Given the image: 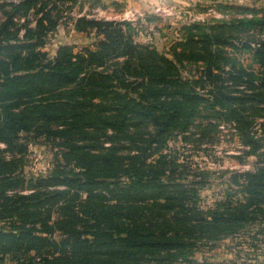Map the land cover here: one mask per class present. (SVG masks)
Masks as SVG:
<instances>
[{
  "label": "trees",
  "instance_id": "trees-1",
  "mask_svg": "<svg viewBox=\"0 0 264 264\" xmlns=\"http://www.w3.org/2000/svg\"><path fill=\"white\" fill-rule=\"evenodd\" d=\"M69 3L76 0H0V263L194 264L205 245L257 238L264 7H233L242 16L234 28L259 37L251 43L229 38L234 23H193L169 51L137 42L131 22L73 17L74 30L95 42L62 45L50 58L48 37ZM212 116L236 124L260 166L233 172L224 199L204 208L202 173L170 143H187ZM205 124L202 142L217 128ZM32 142L54 151L47 175L25 171Z\"/></svg>",
  "mask_w": 264,
  "mask_h": 264
},
{
  "label": "rangeland",
  "instance_id": "rangeland-1",
  "mask_svg": "<svg viewBox=\"0 0 264 264\" xmlns=\"http://www.w3.org/2000/svg\"><path fill=\"white\" fill-rule=\"evenodd\" d=\"M259 6L264 7V0H183L180 7H175L171 12L144 14L142 16L127 14V4L114 0H76L74 6L68 4L65 9L64 19L58 30L49 35L45 51L53 58L62 45L74 46L77 50L90 46L95 42L94 34L86 36L74 30L73 17L87 16L89 19L108 21H128L133 24L136 32L135 40L140 43L155 45L160 51H169L172 43L181 39V31L184 24L199 23L203 25H221L234 23L229 27L228 35L235 45L241 47L243 42L251 43L259 39L256 33L237 29L236 21L242 18L233 7L235 6ZM33 12V11H32ZM30 19H33L31 16ZM5 20L0 13V25ZM241 60L247 63L249 56L238 50L233 51ZM232 52V53H233ZM231 53V52H230ZM195 69L188 68L184 73L194 75ZM213 122L217 125L208 137L202 142L200 130L205 123ZM253 125L259 136L263 137L264 131L260 123L263 120L256 119ZM201 127H194L191 140L181 142V137L175 136L170 147L176 150L181 159L187 162L189 167L202 173L197 181L201 186V205L213 207L218 201L223 200L225 191L230 185V177L233 172L253 171L260 166L259 158L255 155H247L249 148L242 143L241 133L236 124L230 123L221 116L205 117L201 121ZM199 126V124H198ZM252 127V128H253ZM0 149L3 146L0 145ZM264 152V151H263ZM54 161V151L43 142L30 143V153L27 157L25 171L32 176L47 175ZM257 238H247V243L240 246V240H224L212 246H203L192 253L191 260L194 264H262L259 250L264 253V228H259ZM253 245V247H252ZM256 245V246H254ZM258 249V250H257ZM0 264H12L7 259Z\"/></svg>",
  "mask_w": 264,
  "mask_h": 264
},
{
  "label": "crops",
  "instance_id": "crops-1",
  "mask_svg": "<svg viewBox=\"0 0 264 264\" xmlns=\"http://www.w3.org/2000/svg\"><path fill=\"white\" fill-rule=\"evenodd\" d=\"M104 1V0H101ZM127 4L126 13L142 16L160 12H171L175 7H180L183 0H114Z\"/></svg>",
  "mask_w": 264,
  "mask_h": 264
}]
</instances>
